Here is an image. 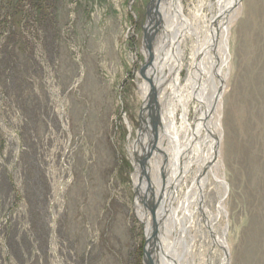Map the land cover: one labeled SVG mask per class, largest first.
Returning <instances> with one entry per match:
<instances>
[{"label":"rangeland","instance_id":"rangeland-1","mask_svg":"<svg viewBox=\"0 0 264 264\" xmlns=\"http://www.w3.org/2000/svg\"><path fill=\"white\" fill-rule=\"evenodd\" d=\"M223 1L182 0L178 94L159 101L183 142L170 209L182 264H264V0ZM155 8L0 0V264H145L136 150Z\"/></svg>","mask_w":264,"mask_h":264},{"label":"bare ground","instance_id":"bare-ground-1","mask_svg":"<svg viewBox=\"0 0 264 264\" xmlns=\"http://www.w3.org/2000/svg\"><path fill=\"white\" fill-rule=\"evenodd\" d=\"M163 2L164 0H156V8L150 18L148 26L150 28V41L153 39L152 36L156 34L155 42H153V49H155L157 53V58L150 68L149 73L151 78L149 75L144 77V83H147V85L144 86L145 89L142 90L143 99L145 100L144 127L142 140L138 144L136 150L137 168L143 169V171L139 174L138 179L135 180V186L138 189V199L140 202L138 216L140 220L152 230V238L145 253V264H182L181 260L178 258L180 251L173 245L174 239L170 236L174 228L173 215L179 207L173 211L170 209L172 205L171 198L174 192V190L171 189V185L175 182L176 177L184 171L179 152L183 142H181L179 137V131L176 129L173 116L170 117L169 129L163 124L164 118L159 111V101L167 93L172 94L174 98H176L178 94V88L175 86L176 89H174V85L179 79L178 73L183 65V60L179 63L176 59H178L179 56L183 58L181 43L184 41V15L182 0H169L165 5V9L171 16V22L170 24L163 23L160 21ZM223 2H225L228 9L227 0ZM233 16L234 14L232 11H226L219 29L217 30V35L220 33L223 34L229 29L234 18ZM158 22L161 30L158 28ZM170 48H175L174 59L170 58ZM201 69H203V66L199 65V67L191 72L188 76L190 82L198 77ZM163 71H165V76L162 78L160 76ZM172 102L174 101L172 100ZM174 104L176 105L177 103L174 102ZM212 106L214 107L213 102ZM211 122L213 130L217 134L218 122L216 113L212 116ZM174 126L175 128H173ZM188 128L189 125L186 122V126H184L183 130ZM163 131L169 135L170 139H173L171 152L164 146L166 137L162 135ZM193 138H195V136H193ZM144 198L147 199L146 202H143ZM179 206L180 211H185L184 201H180ZM154 215L158 217V225L156 227L153 225ZM157 248L159 250L158 254L156 253Z\"/></svg>","mask_w":264,"mask_h":264},{"label":"water","instance_id":"water-1","mask_svg":"<svg viewBox=\"0 0 264 264\" xmlns=\"http://www.w3.org/2000/svg\"><path fill=\"white\" fill-rule=\"evenodd\" d=\"M153 225H154V227H156L158 225V217H157V215H154V217H153ZM146 241H147V246H148V243H149V238L148 237H147ZM147 246H146V248H147ZM156 251H157L156 253L158 254V252H159L158 248H157Z\"/></svg>","mask_w":264,"mask_h":264}]
</instances>
